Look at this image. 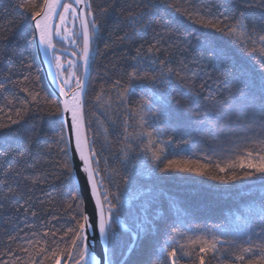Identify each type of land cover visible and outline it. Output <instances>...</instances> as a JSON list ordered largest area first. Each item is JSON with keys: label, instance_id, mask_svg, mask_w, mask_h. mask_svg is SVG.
<instances>
[{"label": "trees", "instance_id": "16d2710c", "mask_svg": "<svg viewBox=\"0 0 264 264\" xmlns=\"http://www.w3.org/2000/svg\"><path fill=\"white\" fill-rule=\"evenodd\" d=\"M24 2L0 0V83L4 84L0 89V124L6 125L0 128V264H56L57 259L61 264H75L77 250L71 247L73 237L68 230L76 227L78 219L71 197L81 195L74 176L62 166L66 157L61 151L64 144L59 142L62 112L57 109L61 104L46 81L36 42L30 39L33 18L30 10L19 6ZM90 3L100 27L85 95V121L89 142L94 141L100 160L103 188L110 199L119 194V203L112 200L120 209L109 244L112 264H168L160 259V249L173 237L187 244L189 237L215 236L223 241L218 245L222 254L248 247L249 237L253 244L264 242V215L260 212L264 208V176L260 173L249 176L246 173L252 169L238 168L237 178L231 179L232 170L220 173L214 164L207 174L162 171L139 149L130 163H122L121 155V145L126 142L124 122H128L129 133H138V118L133 113L141 98H150L144 90L146 82L130 81L129 75L137 68L156 74L159 65L152 64L153 59L166 60L176 73L166 103L152 109L159 117L157 127L163 139L188 140L186 132L194 137L169 159L208 164L206 157H211L224 167L244 149L255 155L256 147H264L256 144L264 131L258 122L253 124L240 114L239 102L228 107L220 103L229 90L235 92L238 87L258 100L264 91V65L234 37L206 26L207 21L225 27L243 19L250 29L264 35V4L261 0ZM104 8L107 14L101 13ZM150 8L155 19L147 33L131 41L119 39L130 31L125 18L128 13L139 15L141 9L147 12ZM169 23L175 31H164ZM156 40L161 41V52L149 53L148 47ZM54 44L56 47L55 36ZM141 45V57L133 59ZM124 89H128L127 102L118 98ZM37 92L40 95L33 101ZM162 113H167V119ZM197 113H208L210 122H198ZM218 175L228 178L217 179ZM136 190L143 193L139 199L132 198ZM201 255L205 264H237L228 256ZM177 264H199V260L182 256L178 249Z\"/></svg>", "mask_w": 264, "mask_h": 264}, {"label": "snow or ice", "instance_id": "6c2138e0", "mask_svg": "<svg viewBox=\"0 0 264 264\" xmlns=\"http://www.w3.org/2000/svg\"><path fill=\"white\" fill-rule=\"evenodd\" d=\"M261 3L264 4V0H261ZM81 5L84 7L80 8L78 11L77 9ZM19 6L31 11V16L35 21V25L34 30L30 34V39L32 41H38V48L39 45L45 47L46 53L48 54V62L53 68V74L57 78L58 86L65 97L68 96V93L64 91L65 88L70 87L73 78L75 79L76 91L73 92L71 100L66 98L63 101V108L57 109V111L62 113L68 111L71 113L70 120L63 116L61 117L59 142L64 144L61 151L66 157L62 166L70 175H74L76 171V162L73 160L71 154L73 152L78 153L79 163L82 165L81 171L85 174L86 183L90 186V196L95 199L94 210L89 214L81 196L73 195L71 197L76 205V216L78 217L76 220V227L68 230L72 232L73 237L71 247L77 250L78 258L75 259V264H100V259L97 255L90 251V242L88 238L90 229L98 230L99 237L103 241L106 257L104 264H112L110 255H108L109 244L114 235V225L117 223L120 216V209L113 204L112 200L115 199L119 203V194L110 199L108 190L103 188L104 177L100 174V160L95 148L92 146L94 141L91 143L89 142L85 126L83 93L85 91L86 81L81 80L80 77L77 76L78 68L82 69L84 76L87 77L89 75V69L94 63L92 58L94 41L99 39L100 26L95 14L90 11V0H72L71 3H66L65 0H43V3L39 5L36 3V0H25V2ZM101 13L107 14L108 9H101ZM37 17L39 19H36ZM69 18H71L73 27H75V22L79 20V39L82 41V47L77 45L79 48V55L77 56L76 52L71 53V55L77 57V59L68 60L66 62L67 67H65V63L61 61V56L57 54L60 50L56 49L53 43V36H60L62 41L69 40L72 43L76 42V33L74 31L67 32L66 21ZM125 18L130 25V31H125L123 36L119 37V39L131 41L134 36L147 33V29L155 19V13L151 8L148 9L147 12L141 9L139 15L129 12ZM57 19L59 20V25L55 27L54 31L53 21ZM200 22L204 23L203 20ZM206 26L217 28L218 31L234 37L236 42L255 54L261 61V64L264 65V35L256 33L254 29H250L243 19H238L234 24L225 27H218V25L212 23V21H207ZM62 28L64 32H67V35L61 31ZM164 31L173 32L175 29L169 23ZM160 43L161 41L156 40L154 44L148 47L147 51L153 54L161 52V48L158 47ZM142 47L143 45L136 49V57H133V59L141 57ZM48 50L51 51L48 52ZM151 63L159 65L156 74L151 75L147 72H140L137 68L133 69L129 75L130 81L136 79L146 82L144 84V90L150 95V98H141L137 103L136 111L133 113L138 118L137 124L140 129L138 133H129L127 127L128 122H124V140L126 142L121 145L122 163H130L132 154L139 149L148 157V162L155 165L156 170L168 171L181 169L183 171L207 174L210 167L214 164L215 168L220 173L232 170L231 179L237 178L235 170L238 168L252 169L253 171L246 173L249 176L255 173H260L261 176H264V154H262L264 153V147H256V145H254V147H256L255 155L253 151L244 149L242 155L227 161L224 167H221L219 162H213L211 157H206L210 162L208 164H201L199 161L194 163H181L176 159H169L168 157L173 155L176 149L181 145L186 146L190 144L194 137H192L191 132H186L185 134L190 137L188 140L177 141L172 137H169L167 140L163 139V133L157 127L160 122L159 117L152 109L157 105L166 103L172 91L170 86L171 78L176 73L172 67L168 66L166 60L153 59ZM28 67H31V65H28ZM68 69H72V71L66 78L65 73ZM25 79H27V77H25ZM35 79L38 81L40 78L37 76ZM116 83L119 84V82ZM238 83L243 82L238 81ZM161 85L164 87H161ZM2 88H4V84L0 83V89ZM25 91H28V89H25ZM102 94L103 89H101V93L96 96L97 101L100 100ZM39 95V92L35 93L32 96L33 101L37 100ZM127 97L128 89H124L118 96L122 102H127ZM233 102H239L240 114L251 119L253 124L258 122L259 127L264 131V91H262L257 100L255 95L245 93L242 88L238 87L235 89V92L229 90V95L220 103L228 107ZM53 103H55V101H53ZM162 115L167 119V113H162ZM201 116H203L202 121L200 120ZM195 118L200 123L210 122L208 120V113H197L195 114ZM18 123L19 121H12V124ZM65 124H67V130L65 129ZM4 127H6V125L0 124V128ZM149 128H152L153 131H148ZM256 144L264 145V136H262ZM216 178L224 180L228 177L218 175ZM76 182L79 183L78 180ZM142 195V191L136 190L132 198L139 199ZM72 207L73 204L69 203L68 208L72 209ZM177 211L179 212V210ZM260 212L261 215H264V208H261ZM33 215H35V213H33ZM221 243H223V241L215 236H212L210 239H192L189 237L187 244H181L173 237L161 247L160 259L166 260L168 264H177V251L179 249L182 256H197L199 264H205L204 256L201 255V253L205 252H211L214 257L222 255L228 256L234 259L237 264H264V242L253 244L251 237H249L247 241L248 247H240L238 253L225 252L223 254L218 248V245ZM186 247H191L192 251H184ZM57 255L63 256L65 253H59ZM56 264H59V259L56 260Z\"/></svg>", "mask_w": 264, "mask_h": 264}, {"label": "water", "instance_id": "95a60500", "mask_svg": "<svg viewBox=\"0 0 264 264\" xmlns=\"http://www.w3.org/2000/svg\"><path fill=\"white\" fill-rule=\"evenodd\" d=\"M65 1H67V0H65ZM83 7L84 6L81 5V6H79V8L77 10L79 11V9L83 8ZM36 19H39V18L37 17ZM57 22H58V19L53 21V30L54 31H55V27L57 26ZM34 25H35V21L33 19V27H34ZM54 36H53V43H54ZM35 42H36V47H37L38 41H35ZM50 51L51 50H48V52H50ZM37 53H38V58H39L41 67L43 69L46 81H47L50 89L54 93V95L60 101L61 109H62L63 108V101L66 98L68 100H71L72 94H73V92L76 91V88L74 87L70 91H68L65 88L64 91L68 93V96L65 97L64 94L61 92L60 87L58 86L57 78L53 74V68L48 62V54L46 53L45 47L43 45H39V48L37 47ZM90 75H91V67L89 69V75L87 77L84 76L83 71H82L81 80L86 81L85 91L83 93L84 112H85V95H86L87 86H88V83L90 80ZM62 116L67 118L68 120H70L71 113H70V111H68L66 113H62ZM85 126H86V124H85ZM65 129L67 130V124H65ZM86 129H87V127H86ZM87 135H88V132H87ZM71 155L73 157V160L76 162V171H75V174L73 175L75 183L78 187L81 198L84 200L86 210L89 212V214H91L94 210L95 199L90 196V186L86 183L85 174L81 171L82 165L79 163L78 153L73 152ZM77 180L79 181V183L76 182ZM88 238H89V242H90V251H92L95 255H97V257L100 259V264H104V260L106 258L105 257V247H104L103 241L99 237L98 230L90 229L88 232Z\"/></svg>", "mask_w": 264, "mask_h": 264}, {"label": "flooded vegetation", "instance_id": "af4514ba", "mask_svg": "<svg viewBox=\"0 0 264 264\" xmlns=\"http://www.w3.org/2000/svg\"><path fill=\"white\" fill-rule=\"evenodd\" d=\"M72 0H67V3H71ZM78 21L77 20L75 22V27H73V24L71 22V18H69L67 21H66V27H67V32H75L76 33V42L75 43H72L71 41L69 40H61V37L60 36H57L55 35V41L57 43V46H56V49L60 50L58 51V55L61 56V59H65L64 61L66 60H73V59H77V57H73L71 55L72 52H76L77 53V56L79 55V48L77 47V45L80 46V40H79V32L80 30H78V28H80V26H78ZM59 25V20L57 22V26ZM61 31L67 35V32H64V29L62 28ZM66 50V51H65ZM63 62V61H62ZM77 76L80 77L81 79V76H82V69L81 71L79 70V68L77 69ZM74 79V78H73ZM75 80V79H74ZM74 83V81H73ZM75 87V86H74ZM73 87V88H74ZM72 88V89H73Z\"/></svg>", "mask_w": 264, "mask_h": 264}, {"label": "rangeland", "instance_id": "374dc122", "mask_svg": "<svg viewBox=\"0 0 264 264\" xmlns=\"http://www.w3.org/2000/svg\"><path fill=\"white\" fill-rule=\"evenodd\" d=\"M65 59L63 58V59H61V61H63L64 63H65V67H67V61L68 60H66V61H64ZM71 71H72V69H68V71L65 73V76H66V78L70 75V73H71ZM74 85V83H73V80H72V84H71V86L70 87H66V89L68 90V91H70L71 89H72V86ZM59 264H61L60 262H59Z\"/></svg>", "mask_w": 264, "mask_h": 264}]
</instances>
